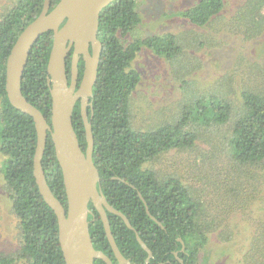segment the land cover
Here are the masks:
<instances>
[{
    "label": "trees",
    "instance_id": "obj_1",
    "mask_svg": "<svg viewBox=\"0 0 264 264\" xmlns=\"http://www.w3.org/2000/svg\"><path fill=\"white\" fill-rule=\"evenodd\" d=\"M12 1L13 4L0 13V172L18 221L19 245L13 251H0V264H65L58 241L57 217L41 196L33 174L36 145L33 118L12 106L5 91V64L10 48L21 30L40 13L44 0ZM58 1L51 0L50 8ZM224 4V0H198L179 12L188 22L203 26L223 11ZM238 10L240 12L234 18L250 22L243 23L245 33L250 34L251 29H255V37L260 35L261 27H264V0H245ZM140 19L136 0H113L99 14L97 37L102 43V51L93 95L86 108L94 140L92 159L107 201L124 213L134 227L135 220L144 224L152 222L138 193L148 204L150 214L158 219L163 221L165 213L169 212L173 233L170 244L180 247L181 243L175 237H181L190 264H196V256L207 244L209 233L221 223L212 216L208 218V208L219 204L227 210L242 208L252 200L247 201L248 197L241 191L243 181H246L242 175L253 177L247 167H258L264 172V88L251 85L239 88V96L232 99L218 84L202 90L191 87L190 79L184 77L180 82L184 98L172 107L173 120L165 118L149 129H134L130 100L140 74L132 67V59L142 48L173 62L181 52L173 33L123 40ZM51 45L52 31L40 35L30 50L21 80L22 94L41 111L49 124L51 97L46 78ZM72 50L66 59L68 81ZM196 66L188 58L184 72L191 73ZM82 71L80 59L77 85ZM72 125L80 147L85 151V130L78 101L73 109ZM198 139L203 144L204 156L219 154L218 157L225 160L217 172L211 171L218 166L209 160L203 166L198 165L194 178L200 182L206 178L204 188H191L176 174L151 168V161L160 155L171 149H191ZM41 163L48 186L66 210L61 168L49 133ZM209 177L213 180L210 186ZM202 190H208V195H201ZM255 191L253 198L259 199L260 207L264 208V189ZM88 207L91 208L90 204ZM107 217L121 251H126L128 245L141 250L134 232L121 217L110 212ZM258 217H254L253 222L263 220L254 226L256 230L250 242L255 244H251V250L256 248V242L264 244V216ZM88 219H92L90 213ZM89 231L93 240L99 242L93 244L94 247L106 252L103 245L109 248L108 241L97 212L94 221L89 222ZM139 235L144 238L142 233ZM262 250L245 253L243 264H264Z\"/></svg>",
    "mask_w": 264,
    "mask_h": 264
},
{
    "label": "rangeland",
    "instance_id": "obj_2",
    "mask_svg": "<svg viewBox=\"0 0 264 264\" xmlns=\"http://www.w3.org/2000/svg\"><path fill=\"white\" fill-rule=\"evenodd\" d=\"M197 1L136 0L140 23L125 35L123 40L173 33L181 46V52L173 62L172 59H166L147 48H142L132 59V67L140 74V80L130 100L134 129H149L165 118L173 120L174 113L171 109L177 101L184 98L183 88L180 86L184 77L186 80L190 79L191 87H199L202 90L218 84L232 99L239 96L237 93L239 88L250 85L258 89L264 88V27H261L263 32L255 37V29H251L250 34L245 33L243 23L247 25L250 22H240L239 18H234L245 0H224L223 11L203 26L188 22L179 12L196 4ZM12 4V0H0V13ZM247 9H250V6ZM188 58L197 65L191 73L184 72L186 70L184 63ZM253 73L256 75L253 76ZM176 119L177 117H174V120ZM198 140L197 145L191 149H171L165 152L151 161V168L163 173L166 171L176 174L191 188L197 186L204 188L206 178L201 182L194 178L198 165L203 166V163L209 160L218 166L210 170L217 172L225 164V160H221L219 154H215L216 157L204 156L201 149L203 144L200 142L201 139ZM247 168L254 178L249 177V174H243L246 181H243L241 191L248 197L247 201L252 200L235 210H227L220 204L212 209L206 207L209 209L208 218L212 216L221 223H218L220 226L217 229L209 233L207 244L196 256V264H243L245 253H251L256 249L264 251L262 242H256L257 246L252 250L251 244L255 243L250 242L252 233L256 230L254 226L263 220L257 219L253 222L254 217L264 216V208L260 207L259 199L253 198L257 188L264 189V172L258 167ZM209 178L210 186L213 180ZM207 192L208 190H202L201 195L207 196ZM17 227L18 221L12 212L0 172V251H13L18 247ZM228 232H231V235H228Z\"/></svg>",
    "mask_w": 264,
    "mask_h": 264
},
{
    "label": "water",
    "instance_id": "obj_3",
    "mask_svg": "<svg viewBox=\"0 0 264 264\" xmlns=\"http://www.w3.org/2000/svg\"><path fill=\"white\" fill-rule=\"evenodd\" d=\"M112 1L59 0L50 8L51 0H44L40 13L21 30L6 58V96L12 106L33 118L36 130L33 174L41 196L57 217L58 241L65 264H93L94 258L112 264L102 251L93 247L88 220L90 202L100 215L112 251L120 262L126 261L110 230L106 210L120 216L129 228L132 226L128 218L107 201L100 188L99 172L92 159L94 140L86 109L93 95L102 51V43L97 37L99 14ZM47 31H52L46 78L51 97L50 124L21 91L22 75L30 50L40 35ZM71 48L68 81L66 59ZM80 59L83 71L77 85ZM77 101L85 130V151L81 149L72 125L73 109ZM48 133L61 168L67 199L66 210L48 186L42 169L41 159ZM136 238L146 248L137 233Z\"/></svg>",
    "mask_w": 264,
    "mask_h": 264
},
{
    "label": "flooded vegetation",
    "instance_id": "obj_4",
    "mask_svg": "<svg viewBox=\"0 0 264 264\" xmlns=\"http://www.w3.org/2000/svg\"><path fill=\"white\" fill-rule=\"evenodd\" d=\"M138 194L140 198L142 199V201L144 202L145 211L152 219V222L150 223L147 222L144 224V223H141L135 220V225H136L135 227L138 228L139 231L132 225H131L132 226L131 228H129L128 226L127 227L134 232L135 238H136V233L139 235V232H140L144 235L143 239L142 237L140 238L142 239L147 249L143 247L139 242L138 243L141 248V250L139 251L135 249L133 246H129V245L126 246V251H123V250L121 251L119 249L122 256L126 259V261L120 262L119 259L116 257L115 253L112 251L109 242H108L109 248H107L106 245H103V248L106 250V252H104L102 249H97L94 247V245L99 244V242L98 240L94 241L90 234L91 239H92V244H94L93 247L97 250L102 251L108 257V259L111 261L112 264H190L191 261L188 258L189 254L186 251V244L184 243L183 239L179 236L175 237V240L181 243L180 247L178 245H175L176 247H174L172 244H170L172 243L173 233L169 225V219L172 218L169 212L165 213L163 221L161 219H158L156 216L150 214L148 204L146 203L143 196L140 193ZM89 204L91 206L90 214L92 215V219L90 220L88 219V220L89 222L90 221L93 222L95 218V212H97V210L95 209V207L93 206L91 202ZM107 212H110V211L106 210V213ZM99 218H100V215H99ZM103 230H104V227H103ZM162 233L164 235H162ZM93 264H107V263L105 260L101 258H94Z\"/></svg>",
    "mask_w": 264,
    "mask_h": 264
}]
</instances>
